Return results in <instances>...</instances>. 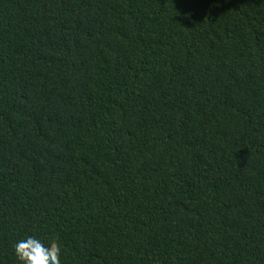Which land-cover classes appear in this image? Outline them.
<instances>
[{
    "label": "trees",
    "instance_id": "trees-1",
    "mask_svg": "<svg viewBox=\"0 0 264 264\" xmlns=\"http://www.w3.org/2000/svg\"><path fill=\"white\" fill-rule=\"evenodd\" d=\"M264 264V0H0V264Z\"/></svg>",
    "mask_w": 264,
    "mask_h": 264
},
{
    "label": "clouds",
    "instance_id": "clouds-1",
    "mask_svg": "<svg viewBox=\"0 0 264 264\" xmlns=\"http://www.w3.org/2000/svg\"><path fill=\"white\" fill-rule=\"evenodd\" d=\"M18 264H61L62 247L58 240L28 234L13 246Z\"/></svg>",
    "mask_w": 264,
    "mask_h": 264
}]
</instances>
